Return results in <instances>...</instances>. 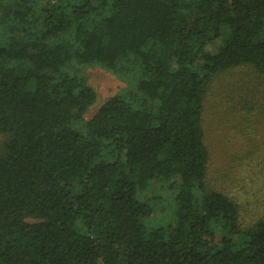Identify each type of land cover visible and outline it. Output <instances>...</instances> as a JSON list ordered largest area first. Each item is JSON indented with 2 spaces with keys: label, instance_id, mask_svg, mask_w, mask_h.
I'll use <instances>...</instances> for the list:
<instances>
[{
  "label": "trees",
  "instance_id": "1",
  "mask_svg": "<svg viewBox=\"0 0 264 264\" xmlns=\"http://www.w3.org/2000/svg\"><path fill=\"white\" fill-rule=\"evenodd\" d=\"M89 68L126 87L85 120ZM235 70L264 125V0H0V264H264V219L207 182Z\"/></svg>",
  "mask_w": 264,
  "mask_h": 264
},
{
  "label": "rangeland",
  "instance_id": "2",
  "mask_svg": "<svg viewBox=\"0 0 264 264\" xmlns=\"http://www.w3.org/2000/svg\"><path fill=\"white\" fill-rule=\"evenodd\" d=\"M217 44L208 49L214 51ZM218 78L208 93L204 110V130L209 151L207 182L210 187L228 196L239 207V223L247 229L264 219V125L263 109L252 112L259 124L245 125V117L237 115L241 102L258 101L241 70ZM87 84L96 94L95 103L84 115L89 120L108 98L120 93L126 85L111 74L98 69L86 71ZM235 105H238L237 107ZM246 126V127H245ZM253 152V155L250 154ZM153 186L146 194L151 199ZM152 219L160 224L161 212Z\"/></svg>",
  "mask_w": 264,
  "mask_h": 264
}]
</instances>
